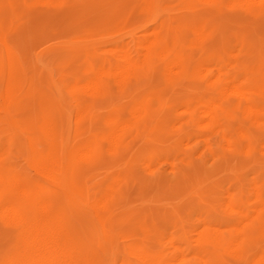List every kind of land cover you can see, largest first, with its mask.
<instances>
[{"label": "rangeland", "instance_id": "rangeland-1", "mask_svg": "<svg viewBox=\"0 0 264 264\" xmlns=\"http://www.w3.org/2000/svg\"><path fill=\"white\" fill-rule=\"evenodd\" d=\"M153 1L149 6L148 0H0V64L9 55L24 79L13 97L5 94L0 78L4 165L31 190L38 186L44 200L68 211L91 256L103 264H137L128 254L133 245L166 257L179 246L186 259H194L196 240L208 239V229L240 240L229 250L208 244L222 264H264V15L236 0L231 7L230 0ZM151 48L145 80H109L103 93L91 85L96 71L110 68L121 53L140 62ZM180 56L189 60L187 75L166 78L165 66ZM218 75L251 81L243 87L251 89L260 109L252 118L244 108L229 110L232 120L221 122L225 138L199 115ZM76 95L84 97V107ZM191 117L188 130L194 137L182 141ZM47 121L56 150L72 166L76 183H83L80 204L72 205L32 163L27 130ZM120 125L122 136L111 144L107 137ZM105 194L110 200L104 211L106 241L94 211ZM11 234L0 222V258L11 246Z\"/></svg>", "mask_w": 264, "mask_h": 264}, {"label": "bare ground", "instance_id": "bare-ground-1", "mask_svg": "<svg viewBox=\"0 0 264 264\" xmlns=\"http://www.w3.org/2000/svg\"><path fill=\"white\" fill-rule=\"evenodd\" d=\"M48 1L49 0H47V2ZM201 1L207 2L205 0H201ZM236 1L243 2L247 6V8H249V9H254V11L252 10L251 13L255 12L256 16H259V15L263 16L264 15V0H236ZM141 2H143V0H141ZM153 2H154L153 0H148L149 6H151L153 4ZM230 2H229V5L231 7V4H233L232 3L233 1L230 0ZM35 3H37V2H35ZM225 4H228V3H225ZM188 5H190V4H188ZM233 5H235V4H233ZM218 6L219 5L217 4L216 7H218ZM187 7L188 6L186 5V8ZM195 7H197V6H195ZM198 7H200V6H198ZM57 8H59V7H57ZM62 8H64V6ZM238 8H240L239 5H238ZM197 9H198V11L200 10V8H197ZM223 9H225V8H223ZM64 10L66 11V9H64ZM40 11H41V9H40ZM62 12H64V11H62ZM55 13H56V10H55ZM142 13H144V12H142ZM135 16L137 19V15H135ZM194 16H196V15H194ZM165 17H167V16H165ZM197 21H199V20H197ZM183 22H185V21H183ZM138 24H140V23H138ZM193 26H195V24ZM162 27H163V25H162ZM169 28H170V26H169ZM205 28H206V26H205ZM200 29H201L200 32H202V34L204 35L202 28H200ZM153 34H155V33L153 32ZM187 39H189V38H187ZM199 39H201V38H199ZM156 44H154V46ZM159 45H161L160 42L158 43V46ZM191 45H193V44H191ZM7 47H8V45H7ZM74 49H76V48L74 47ZM154 50L155 49H152V48L149 49L147 51V54L144 56L143 60H141L140 62L134 61L132 59V57H130L128 54L121 53V55L118 59L119 61L113 62L112 66L110 68L101 67L96 71L95 77L92 80H90L92 82L91 85H93L95 87L96 92L100 91L103 93V92H106L108 90L109 80H111V81L113 80L114 82H116V84H117V82L122 83L124 81L125 82L134 81L135 83H139L141 80H145L147 78V75L151 72V71H149L150 67H151L149 62H150L151 56H153ZM75 52H76V50H75ZM185 60L186 59L184 56H180L178 58H174L170 63H168L167 66H165L166 78H168L169 76H175V74L179 73L178 75L181 76L180 80L183 79L187 75V73L189 71V65H190L189 60H187V61H185ZM14 63L11 61L10 56L8 55L5 65L0 64V78L2 81L3 88H4V92H5V94H10L13 97L15 95H18V93L22 91L23 86H24L23 85L24 79L16 67L17 64L14 65ZM199 64H201V63H199ZM145 66H149V68L146 67V70H144ZM206 66H208V65H206ZM205 69L209 70V66H208V68H205ZM202 70L204 72V69H202ZM152 72H153V70H152ZM206 72H207V70H206ZM237 73H238V75H240L241 70L237 71ZM200 74H201L200 76H202V73H200ZM224 76H225V74H224ZM240 80H242V79H240ZM164 82L165 81H163V83ZM211 82L212 81H210V83ZM78 83L81 84V82H78ZM245 83L249 87L252 86L251 81L239 82V80H236V78H231L229 80H221V78L218 75L217 79L212 83V85L215 86V89L213 91L207 93L209 95V97L205 100V103H204L205 105L201 106L202 109L200 110L199 115L201 117H205L207 119V120L205 119V121H203L201 123H203V124L206 122L209 123V124H207L208 128L219 127L221 132H222L221 134H223V137L225 138V133L223 131V128L221 127V122L222 121L228 122V121L232 120L229 118L230 116H228L229 110L231 112H235L238 109L244 108V113H245L246 117H247V115L248 116L250 115V118H252V115L260 113L259 105L254 98V94L251 93V89L243 87V84H245ZM182 85L184 87V84H182ZM163 91L165 92V90H163ZM119 94H124V93H119ZM199 94H200V92H199ZM202 94H205V93L203 92ZM194 96L196 97V95H194ZM16 100H17V98H16ZM74 100L77 104L84 107V97H78V95H76V97H74ZM106 102H107V100H105V103ZM199 104L200 103L198 102L197 105H199ZM198 107H200V105ZM184 109L187 110L186 108H184ZM139 111H141V110H139ZM194 113L198 114L196 112V110ZM79 114H80V112H79ZM134 116L138 117L139 115L138 116L134 115ZM66 117H67V115H66ZM77 117H79V116H77ZM131 117H133V114L131 115ZM38 118H42V117H38ZM251 120L254 121V117ZM255 120H257V118H255ZM67 121H68V119H67ZM192 121H193V119L191 117L190 121L188 122V126L185 129L186 132L182 136L183 137L182 141L186 140V142H187L194 137L188 130V128L191 126ZM99 122H100V120H99ZM186 122L187 121H185V123ZM262 122H261V124H262ZM46 123H48V124H46L44 126L41 125L39 127H35L34 129H28L27 133H26L27 136L25 135L28 138V145L30 148V153H31L30 156H31L32 163L34 164L35 168H37L39 171L43 172V175H44V173L46 175H48L49 178H51L53 180L52 182L55 181L57 183V185H59V187H61L64 190L67 198L72 201V205H73V202L76 204L77 203L80 204L84 201V191L82 189V186L80 187V185L78 186V184H83V183L80 181L79 178H78L79 179L78 183H76V181L74 180V177H73L74 172H73L72 166L66 165L64 163V159H66V158H64V155H62V154L60 155L58 153V151L56 150L57 147L54 144L55 138L53 136L54 133H52L53 127L51 128V125H50L51 122L47 121ZM71 123H73V121ZM74 124H76V123H73V125ZM104 124H106V123H104ZM189 124H190V126H189ZM205 125L200 126V124H199V126L202 128H203V126L205 127ZM22 128H24V127H22ZM76 131H77V129H76ZM122 131H123V128L120 125L116 129H114L112 132H110L107 139H109L111 144H115L118 140H120V138L122 136ZM219 131H217V132H219ZM213 132H216V131L213 129L212 133ZM232 133H234V132H232ZM242 134H244V133H242ZM231 136L232 135H230L228 137L231 138ZM83 138L84 137H82V139ZM205 139L206 138H204V140ZM58 140H59L58 142L60 143L59 138H58ZM226 140L228 141L230 139H226ZM227 141L224 143V144L227 143V145H224L226 147L229 145V143ZM184 144H186V143H184ZM191 144H192V142H191ZM206 144L209 146L208 143H206ZM207 145H205V147ZM187 146H189V145L186 144V147ZM195 146H197V145H195ZM109 148H111V147H109ZM227 148H230V147H227ZM74 149H76V148H74ZM93 149H95V148H93ZM206 149H209V148H206ZM92 150L90 149L89 151H92ZM110 150H112V149H110ZM61 151H63V150H61ZM106 151H108V150H106ZM208 151L210 152V149ZM259 153H260V151H259ZM197 154H200V151ZM197 154L194 157H196ZM87 155H89V154H87ZM211 155H212V153H211ZM199 156L200 155H198L197 158H200ZM229 156L231 157V155H229ZM81 157H82V155H81ZM29 162H30V160H29ZM187 163H189V162H187ZM36 175H38V173H36ZM87 181H88V179H87ZM117 183L119 184V182H117ZM51 187H53V186H51ZM113 187H115V186H113ZM113 187H111V188L113 189ZM37 189L41 190L40 188H38V186H37ZM37 189L31 190L27 184H25L19 177L15 176L13 174V172L11 171V169H8L4 165V156H3V154L1 155V153H0V222L3 224L4 227H7L12 233L11 234L12 235L11 246H10L9 250L0 258V264H103L101 261H98L91 256L90 251L88 250V248L85 244L84 238L82 236L83 234L81 235V233L78 231V229L72 223V216H70L71 214H69L68 211H66L64 208L57 207L56 205H54V203L52 201L44 200L41 197V192L38 191ZM60 196H62V195H60ZM59 198H61V197H59ZM109 202H110L109 194L108 195L105 194L94 205V211L96 214V221L98 223V226L101 228V230H103V235H104L105 241L108 238H107L106 232L104 230V211L106 210ZM229 208H230V206H229ZM235 211H237V210H235ZM256 213H257V211H256ZM240 220L242 221V223H244L246 220L245 216H240ZM244 225H240L241 229L243 228L242 226H244ZM204 226L202 228H205ZM213 228H215V227H213ZM227 228L228 227H226L225 229H227ZM219 229H221V228H219ZM238 231H240V230H238ZM206 232L209 233L207 236L208 239L203 237L202 235H200L201 237L198 240H196V242L198 244L197 247L199 250V255L194 257V259H186L185 254L181 250L182 248H180L179 246H178L179 248L172 246V252L167 257L160 254V253L150 251L142 245H140V246H134V245L129 246L128 254H130L132 257H134L135 260L133 259V261H136L137 264H222L219 257L216 256L214 252H209L207 250L208 244H213V246L218 247V248L228 249L231 246H233L237 242V240L236 239L233 240L232 238L230 239L229 233H225V232L219 233V231H216L213 229H208V230H206ZM245 234H247V232ZM135 241H137V240H135ZM238 241L240 242V240H238ZM169 242H171V240ZM239 242H237L236 245L237 244L240 245ZM176 245H178V244H175V246ZM235 247H237V246H235ZM149 248H151V247H149ZM154 250H155V248H154ZM256 256H258L257 252H256ZM260 257L261 256H259V258ZM255 263L257 264V262H255ZM250 264H253V262Z\"/></svg>", "mask_w": 264, "mask_h": 264}]
</instances>
